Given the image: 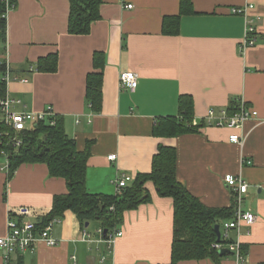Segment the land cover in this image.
Returning a JSON list of instances; mask_svg holds the SVG:
<instances>
[{
  "label": "crops",
  "instance_id": "1",
  "mask_svg": "<svg viewBox=\"0 0 264 264\" xmlns=\"http://www.w3.org/2000/svg\"><path fill=\"white\" fill-rule=\"evenodd\" d=\"M190 3L192 11L181 16L178 33L168 35L162 31L163 19L179 13L180 0H102L100 18L81 35L67 30L69 0H15L6 14V44L3 54L0 51L9 69L6 94L20 101L12 104L14 111L40 112L50 105L78 150L90 143L85 186L91 193L114 194L112 180L122 173L132 180L148 173L159 145L175 148L177 179L207 207H231L224 175L242 177L248 188L241 208L256 218L251 225L241 222L237 230L229 229L227 236L242 246V264H264V122H244L239 131L242 145L228 140L232 129L201 123L209 108L218 113L237 98L264 119V0ZM246 4L252 5L248 12L257 29L256 41L241 48L243 17L229 10ZM95 51L104 55L98 111L85 97ZM52 53L58 57L56 70H37L38 59ZM126 70L138 74L134 91L120 87L119 74ZM184 94L193 100L192 123L197 129L175 137L152 135L155 118L177 115ZM109 154L116 159L108 160ZM6 175L0 170V236L6 234L9 211L20 220L36 222L50 211L53 197L67 191L65 180L50 176L44 163H23L8 181ZM146 187L151 200L123 212L117 226L122 235L104 263L99 262V224L89 222L96 224L89 231L66 211L52 225L57 245L39 240L33 250L13 255L11 264H168L172 200L157 195L151 182ZM19 208L25 213L17 214ZM222 219L219 230L224 234L222 224L231 219ZM83 229L90 235L86 240ZM176 264L237 262L230 252L216 260Z\"/></svg>",
  "mask_w": 264,
  "mask_h": 264
},
{
  "label": "trees",
  "instance_id": "2",
  "mask_svg": "<svg viewBox=\"0 0 264 264\" xmlns=\"http://www.w3.org/2000/svg\"><path fill=\"white\" fill-rule=\"evenodd\" d=\"M101 2L102 0H69L68 32L87 34L91 24L100 18ZM191 11L190 0H180L179 13L163 19V33L168 35L178 33L181 16ZM3 13L4 6L0 0L1 54L6 44V18L2 17ZM57 62L56 53L40 57L37 61V70L53 72L56 70ZM103 63V52L95 51L92 58L93 69L87 75L85 89V97L94 111H98L101 106ZM6 69L5 58L0 57V99L6 96V81L3 78ZM238 99H233L227 108L230 114L239 109ZM193 118L191 96L181 95L177 115L155 118L152 135L175 137L195 131L197 127L192 123ZM203 122L206 124L202 119L201 123ZM14 137L21 140L18 145H15ZM89 145L90 143L83 150H78L74 139L66 134L63 120L59 116L55 118L53 125L46 119L35 123L33 128L19 132L11 129L0 116V158L5 156L7 159L6 180L8 181L23 163H44L50 176L61 177L66 182L67 191L53 197L50 211L36 220L37 229H43L51 220H61L66 211H71L81 227H84L86 222L95 221L102 229V235L104 230H107L108 235L117 229L124 211L135 209L151 200V194L146 187V183L151 182L157 195L170 197L172 200L173 239L168 264H176L181 260L219 259L218 250L211 247V244L217 241L214 227L221 224L222 217L225 219L233 217V198L232 205L228 208L207 207L201 203L176 177L175 148L164 145H159L153 155L151 170L148 173L136 174L132 182L123 188L121 194L91 193L85 186ZM240 249L244 254L242 246Z\"/></svg>",
  "mask_w": 264,
  "mask_h": 264
},
{
  "label": "built area",
  "instance_id": "3",
  "mask_svg": "<svg viewBox=\"0 0 264 264\" xmlns=\"http://www.w3.org/2000/svg\"><path fill=\"white\" fill-rule=\"evenodd\" d=\"M1 1L4 6V13L2 14V17L6 18L7 12L15 7V0ZM126 7L131 8L132 4H126ZM251 7V4H246L242 7H232L229 10L231 14L241 15L243 17V37L241 39V48L252 46L256 41L257 29L254 25L253 17L248 12ZM8 70L7 65L6 73L3 77L6 83L9 79ZM137 78L138 74L134 71L126 70L121 72L119 74L120 87L134 91L137 86ZM19 102V100L9 98L7 94L3 99H0V116L14 131L19 132L21 130L33 128L35 123L46 119H49V124L51 125L55 123L57 114L54 113L53 108L50 105L46 106L40 112L27 110L14 111L12 109V104ZM238 102L239 109H237V111L233 114H230L227 108L219 110L218 113L214 108H209L206 115L202 119L205 120L208 125L232 129L231 133L228 135V140L232 143L242 145L244 138L239 131L244 122L248 119L264 122V119H260L257 110L249 107L242 98H239ZM13 140L15 145H18L21 142V140L17 137H14ZM107 159L110 161L115 160L116 154H109ZM0 170H5L7 172V159L4 164L0 166ZM131 180L132 176L124 173L115 176L112 180V183L115 186L114 194H121L123 188ZM223 180L226 186L231 190L234 212L231 220L222 224V228L225 231L224 234L220 232L221 236L219 241L213 242L211 247L216 250L226 248L229 252L234 254L237 264H242L244 262V258L240 249V244L237 241L228 239L227 231L229 229L237 230L241 222L251 225L255 221L256 217L253 212L243 210L241 208L243 196L247 192L248 188L246 180L231 173L225 174ZM16 213L21 215L25 213V210L23 208H19ZM56 221L59 220H51L43 229H37L34 221L20 220L15 217V214L12 211H9L6 219V234L0 236V251L2 252L0 264H11V258L13 255L23 253L27 250H33L35 248V243L39 240L43 241L48 246L57 245L58 240L54 238L51 233L52 225ZM97 231L99 234V242L103 243V250L101 251L99 262L104 263L111 256L112 245L116 238L122 235V231L114 229V231L108 233V235H102L101 228ZM89 237L90 235L83 229L82 239L86 240ZM71 260L76 262V256H71ZM109 264L115 263L111 260Z\"/></svg>",
  "mask_w": 264,
  "mask_h": 264
},
{
  "label": "water",
  "instance_id": "4",
  "mask_svg": "<svg viewBox=\"0 0 264 264\" xmlns=\"http://www.w3.org/2000/svg\"><path fill=\"white\" fill-rule=\"evenodd\" d=\"M84 226L87 227L88 226V222H86ZM214 230H215L217 241H219L221 235H220V230H219V225L218 224L215 225ZM106 232H107V230H104L103 234L105 235ZM217 252H218L219 256L227 254V253H230L226 248H221Z\"/></svg>",
  "mask_w": 264,
  "mask_h": 264
},
{
  "label": "rangeland",
  "instance_id": "5",
  "mask_svg": "<svg viewBox=\"0 0 264 264\" xmlns=\"http://www.w3.org/2000/svg\"><path fill=\"white\" fill-rule=\"evenodd\" d=\"M5 159H6L5 156H2V157L0 158V163H3V164H4ZM3 195H4V191H3ZM3 195H2V198H3ZM3 200H4V199H3ZM95 226H96L95 223H91V224L87 227V229H88L89 231H93L94 228H95Z\"/></svg>",
  "mask_w": 264,
  "mask_h": 264
}]
</instances>
